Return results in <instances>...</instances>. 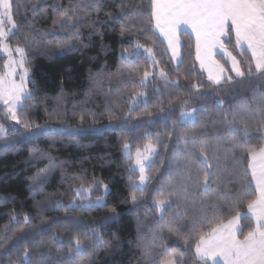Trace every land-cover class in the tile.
Instances as JSON below:
<instances>
[{"label": "trees", "instance_id": "1", "mask_svg": "<svg viewBox=\"0 0 264 264\" xmlns=\"http://www.w3.org/2000/svg\"><path fill=\"white\" fill-rule=\"evenodd\" d=\"M11 3L17 27L7 40L11 46L25 49L29 79L33 81L29 90L34 95L25 102L24 111L18 110L21 123L14 126H9L10 117L0 102V125L7 129L0 131V264H9L10 257L12 264H19L14 246L21 240L67 251L84 228L111 216L113 208L119 217L101 229L108 243L93 253V234L87 232L89 252L77 264H149L145 250L154 252L157 264H162L169 257L161 255L164 247L157 223L161 210L154 206L155 199L171 205L165 211V220L177 212L180 215L172 231H163V245L181 254L183 264H211L195 254L200 236L244 212L257 196L249 154L264 146V123L258 122L262 120L259 106L264 103V83L255 76L237 78L228 71L233 76L231 85L224 80L221 86L213 84L197 62L195 42L187 31L179 33L180 61L174 64L154 28L151 0H99L102 10L84 7L93 0ZM63 13L80 21V37L61 26L60 20L67 18ZM122 13L128 16L127 21ZM109 15L121 19L112 21ZM124 23L134 30L121 38L119 29ZM79 39L87 47L77 44L78 50L64 52L55 47L63 40ZM224 40L246 67L251 56L235 46L234 34L231 40ZM136 42L143 47L136 48ZM145 48L152 50L151 55ZM124 49L127 59H122ZM217 58L230 69L221 56ZM4 61L0 51V72ZM90 72L98 75L90 77ZM145 72L149 73L146 78ZM198 83L203 85L200 92L192 87ZM188 108L198 110L195 120L181 121L180 112ZM240 109L251 115L244 116L243 122L234 121L237 130L230 131L232 125L225 126L224 117L232 121L229 113ZM24 121L50 131L32 135L34 129L25 130ZM245 123L247 136L243 132ZM193 137L198 144L210 146L207 154L212 177L208 190L191 183L171 192L165 187L163 195L157 196L169 173L186 167L181 157L185 142L190 145ZM148 142L157 146V152L146 168L148 179L143 193H135L138 202L134 205L130 189L135 186L137 172L131 167L130 153ZM126 145L129 153H124ZM49 157L58 167L42 182L34 181L32 177L48 167ZM196 163L199 166V161ZM236 173L247 174L245 184L251 181L241 202L231 200L241 184ZM105 184L108 191L103 206L88 211L78 206H87L88 201L75 194L78 187H91L94 198L103 195ZM225 193L230 194L233 208L223 199ZM58 202L60 207L56 206ZM25 215L30 217L27 223ZM253 222L250 216H242L240 224L244 228L237 236L244 238Z\"/></svg>", "mask_w": 264, "mask_h": 264}, {"label": "snow or ice", "instance_id": "2", "mask_svg": "<svg viewBox=\"0 0 264 264\" xmlns=\"http://www.w3.org/2000/svg\"><path fill=\"white\" fill-rule=\"evenodd\" d=\"M85 8H97L102 10L99 0H93L91 4H85ZM123 7V5H121ZM0 8L4 10V16L9 21L12 20L11 0H0ZM125 21L128 20V16L122 13ZM64 17L60 20L61 26L65 29H69L71 34L75 37H80L81 33L77 29V25L80 21L73 20L67 13H63ZM150 16L155 20V27L162 33L168 42V47L172 51L173 58L178 55V50L181 47L177 32L181 25H187L191 27L195 33L196 38V59L199 61L202 69H206L208 72V80L217 86H221L222 79L229 85L233 83V76L225 75V67L218 61L213 59V53L215 49H220L231 60L230 71L235 74L237 78H249L255 76L258 82L264 83V0H151V13ZM109 19L112 21H118L121 16L109 15ZM56 21H54L55 23ZM135 21H133V24ZM13 28L17 26L13 23ZM133 27L128 23L121 24L119 29L121 38L125 34L131 35L133 33ZM93 34H96L95 27H93ZM234 34L235 46L243 48L245 45L251 52V58L247 66H243L241 61H238L231 52L228 51L224 38H229ZM28 39V36H25ZM7 40L5 31L0 30V45ZM77 44L80 47H87L82 39L69 42L63 40L56 44V48L64 52L76 51ZM136 48L143 47L142 44L136 42ZM9 55L7 64L4 65L8 69L6 73H0V102L6 106L7 112L10 117L16 121L17 124L21 123L19 111H24L25 102L32 98L34 95L28 89V85L33 81L29 79V69L26 66V53L23 47L17 46L14 50L11 47L3 48ZM18 54V59L12 58V52ZM122 59H127L123 56ZM145 51L151 55L152 50L145 48ZM17 68L23 69L22 75H20V82L17 83L13 78ZM163 75V73H161ZM94 74L89 73L92 77ZM149 75L148 72L144 73L146 78ZM143 82V80L141 81ZM197 92H200L203 88L202 84H195L192 86ZM186 103V102H184ZM219 103H223L220 101ZM260 113L262 120L259 123H264V103L260 104ZM198 110L193 108L191 112L182 114L185 120H195V113ZM232 121H228L225 116V126L232 125L230 131H236V125L234 121L240 120L243 122V117L251 115L248 110L240 109L230 112ZM83 119V117H81ZM247 123H245L243 132L244 135H248ZM23 128L31 131L32 135H47L50 131L46 126L34 125L29 121L23 122ZM2 131V129H0ZM127 147V146H126ZM207 143H197L196 137L192 138L191 144L185 142V152L181 159L184 161L186 167L183 169L177 168L168 175V179L165 184L162 185L161 190L157 191V196L163 195V189L166 187L170 192L175 191L177 186L183 189L185 184H201V186L208 190V181L212 177L211 165L208 163V149ZM43 155V154H41ZM253 161H257L259 168L257 169L254 163L251 172V180L256 183V191L259 193L255 199H252L248 203V211L251 213L255 223L254 226H248L247 234L244 238L238 239L237 233L243 232L244 226L240 224L241 216L237 213L226 224H219L216 228L206 235H201L196 244V254L200 259L206 257L217 256L221 257L224 264H264V147L260 148L259 152H252ZM147 159L146 156H141L138 152L136 163L139 165L140 182L135 184L130 189L132 193L130 196V202L136 204L138 197L135 194L137 191L143 193V185L147 181L145 176V168L143 160ZM199 161V166H197ZM58 165L55 161L49 157V165L47 168L40 170L36 173L32 179L36 182H42ZM182 173H186L183 175ZM240 177V188L236 190V193L231 196V200L241 202L242 196L248 192L251 187V181L247 184L244 181L247 179V174L236 173ZM202 177V183H201ZM105 192L108 191V185H103ZM229 193H225L223 199L229 201ZM125 202H128L127 200ZM103 199L97 197L94 203H90L87 206L78 205L83 210L88 211L95 206H103ZM60 207L59 202L56 205ZM154 206L160 208L161 217L157 222L160 225V239L161 246L164 247L162 256H168L169 258L162 261V264H183V257L181 254L175 251H170L162 243V233L167 228L169 231L173 230L174 221L180 218L179 213H175L172 219L165 220V211L170 204H166L165 201L160 199L154 200ZM229 207L233 208L234 204L229 201ZM112 215L106 217L100 221L96 226L88 225L83 230V234L78 235L75 244L72 245V241L68 243L72 245L67 251L62 249H53L50 246L42 242H29L24 244L21 240L20 244L14 246L15 260L19 261V264H77L79 258L83 257L85 253L89 252V247L85 243L90 238L87 236V232H91L92 235V251L99 246H104L108 242L104 240L101 235V229L104 225L108 224L111 220L119 217L120 213L115 208L111 209ZM30 217L25 215V223L29 221ZM77 227H82L78 225ZM176 234L179 236L180 231L176 229ZM53 240H58V237H52ZM55 252L56 256L53 257L52 253ZM145 256L149 257V264H157L154 252L145 250ZM9 264H12V257L9 259Z\"/></svg>", "mask_w": 264, "mask_h": 264}, {"label": "rangeland", "instance_id": "3", "mask_svg": "<svg viewBox=\"0 0 264 264\" xmlns=\"http://www.w3.org/2000/svg\"><path fill=\"white\" fill-rule=\"evenodd\" d=\"M13 23H14L13 19L11 21H9L7 19V17L4 16V10L2 8H0V30L5 31L6 35L8 36V34H10L12 32V30H13V27H12ZM154 28H155V26H154ZM6 47H11L14 50L17 46H11L9 44L8 40L4 41L3 44L0 45V51L5 56L4 65L7 64L8 60H9V55L7 54V52H5L4 50H2L3 48H6ZM11 55H12V58L18 59V54L15 53V51H13ZM13 67L16 68V72H15V75H14L13 78L16 80L17 83H19L20 82L19 77H20V75H22L23 69L17 68L16 65H13ZM7 71H8V69L4 67V70L2 72H0V73H6ZM28 89H29V85H28ZM1 103L3 104V102H1ZM5 109H6V106H5ZM192 109L193 108H188V109L182 110L180 112V114H179V119L181 121H188V122L193 121V120H185V119H183V116H182V114H184V113L191 112ZM6 111H7V109H6ZM194 115H196V113ZM9 117H10V115H9ZM15 124H16V121L13 120L10 117V125L9 126H14ZM0 129H2V131H6L7 130L6 127L3 126V125H0ZM126 146L124 148V153H129V146L128 145H126ZM259 150L260 149L255 150V152H259ZM138 152L141 154V156H146L147 157V159L143 160L144 168H145L144 174L147 177L146 168L152 162V160H153V158H154V156H155V154L157 152V146L155 144L151 143V142H148L143 147H140V148L136 149L134 152L130 153L131 154V160H132L131 167L137 172V177H136L135 184H139V182H140V180H139V178H140L139 165L136 163ZM251 153L249 154V169H250V174L252 172V167H250V166L253 165L254 163L256 164L257 169L259 168L258 162L257 161H253ZM252 182H253V184H254V186L256 188L255 181L252 180ZM102 190H103V195H101L99 197H101L103 199L104 198V195L106 193L103 186H102ZM75 194L78 197H80V198H86L88 200L86 202V205H88L90 203H94L96 201L97 197H98L97 196V197H94L93 198L92 195H91V187H84V186L78 187L75 190ZM258 195H259V193L257 192V196ZM239 214H240L241 217L244 216V215H247V216H250L252 218L251 213L248 211V208L244 212H241ZM253 221H254V219H253ZM226 223H224V224H226ZM254 223H255V221L253 222V226H254ZM237 238L238 239H241V240L243 239V238H239L238 236H237ZM195 253H196V246H195ZM206 258L210 259L209 262H211L213 264L218 263V262H220L221 264H224L223 259L221 257H219V256L215 257L214 259L212 257H206Z\"/></svg>", "mask_w": 264, "mask_h": 264}, {"label": "crops", "instance_id": "4", "mask_svg": "<svg viewBox=\"0 0 264 264\" xmlns=\"http://www.w3.org/2000/svg\"><path fill=\"white\" fill-rule=\"evenodd\" d=\"M153 23H154V26H155V20L153 19ZM155 30H156V32L158 33V35L161 37V39L163 40V42H164V44H165V46H166V48H167V50H168V52H169V55H170V57H171V60H172V62L174 63V64H177V63H179V61H180V48H179V50H178V55L175 57V58H173V55H172V51H171V49H169V47H168V42H167V40L165 39V37L162 35V33L155 27ZM181 31H187V32H189L191 35H192V37H193V39H194V42H195V55H196V38H195V33L192 31V29H191V27H189V26H187V25H181L180 26V28H179V30H178V32H177V37H178V39H179V42H180V45H181V41H180V38H179V33L181 32ZM238 49H240V50H246L249 54H250V56H251V52H250V50H248L247 49V46L245 45L243 48H241V47H237ZM228 49V48H227ZM228 51L229 52H231L229 49H228ZM221 56L227 63H228V65H229V67L231 68V60L224 54V53H222L221 51H220V49H215L214 50V53H213V59H215L216 61H218L220 64H222L220 61H219V59L217 58V56ZM233 55V54H232ZM234 56V55H233ZM197 62H198V64H199V66H200V63H199V61L197 60ZM223 65V64H222ZM225 67V66H224ZM200 68H201V66H200ZM202 69V68H201ZM203 70V72L205 73V75L208 77V72H207V70L206 69H202ZM225 70H226V72H225V75H228V71H227V69L225 68ZM223 80V79H222ZM228 222V221H227ZM226 223V222H225ZM224 224V223H223ZM194 251H195V248H194ZM196 254V253H195ZM196 256H197V254H196ZM197 258L198 259H200L199 258V256H197ZM200 260H202V259H200ZM204 261H207V262H209L210 261V259H208V258H205V259H203ZM209 263H211V262H209ZM218 263H220V262H218ZM212 264V263H211ZM221 264V263H220Z\"/></svg>", "mask_w": 264, "mask_h": 264}]
</instances>
